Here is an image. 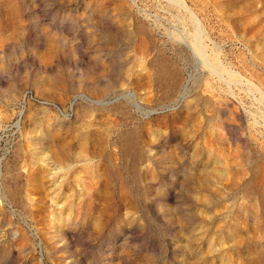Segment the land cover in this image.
Wrapping results in <instances>:
<instances>
[{
    "label": "rangeland",
    "instance_id": "1",
    "mask_svg": "<svg viewBox=\"0 0 264 264\" xmlns=\"http://www.w3.org/2000/svg\"><path fill=\"white\" fill-rule=\"evenodd\" d=\"M0 264H264V0H0Z\"/></svg>",
    "mask_w": 264,
    "mask_h": 264
}]
</instances>
